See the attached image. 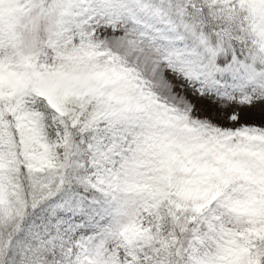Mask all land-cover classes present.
Returning <instances> with one entry per match:
<instances>
[{
	"label": "snow or ice",
	"instance_id": "6c2138e0",
	"mask_svg": "<svg viewBox=\"0 0 264 264\" xmlns=\"http://www.w3.org/2000/svg\"><path fill=\"white\" fill-rule=\"evenodd\" d=\"M0 264H264V0H0Z\"/></svg>",
	"mask_w": 264,
	"mask_h": 264
}]
</instances>
